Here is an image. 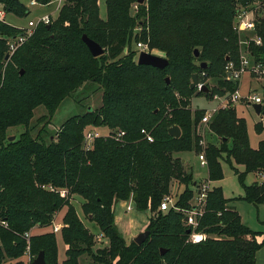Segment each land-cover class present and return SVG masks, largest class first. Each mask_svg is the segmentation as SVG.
Segmentation results:
<instances>
[{"label": "trees", "instance_id": "1", "mask_svg": "<svg viewBox=\"0 0 264 264\" xmlns=\"http://www.w3.org/2000/svg\"><path fill=\"white\" fill-rule=\"evenodd\" d=\"M134 1L104 0L101 18L97 0H61L54 19L38 23L6 61L7 40L21 32L0 18V221L5 223L0 225V264H23V234L28 231L30 261L41 250L46 264H254L256 233L241 222L219 187L207 192L195 229L215 238L186 242L182 215L157 208L171 179L183 185L175 206L188 208L191 173L184 171L174 153L192 146L201 149L195 125L204 112L202 108L191 114L188 99L194 91L211 99L237 88V82L225 79V65L231 62L236 67L239 61L232 20L237 8L264 0H145L132 16L129 7ZM0 8L17 17L28 13L18 0H0ZM135 25L141 27L139 33L132 32ZM254 26L261 43L250 44L249 52L264 62V20L257 17ZM82 34L99 44L103 53L91 56ZM131 39L146 43L167 65L137 64L135 48L128 46ZM201 62L206 65L200 67ZM192 73L206 92L189 87ZM207 78L215 83L208 86ZM87 81L101 87L96 109L65 119L46 139L40 133L28 134L35 106L42 105L51 116L63 98ZM206 124L220 138L217 145L209 142L202 148L206 179L221 178L219 159L225 154L227 163L243 166L244 171L237 173L240 182L245 172L263 174L260 181L243 185L240 199L264 205V138L251 148L244 120L230 105L218 109ZM16 125L25 130L8 140L7 128ZM85 125L122 130L124 135L118 141L97 137L84 150ZM171 125L179 128L178 137L167 133ZM140 129L151 135V141ZM256 131H264V115ZM73 200L83 214L91 215L88 220L107 239L106 246L92 248L94 235L84 226ZM122 200H130L137 211L153 213L140 244L125 243L114 226L113 205ZM62 207L59 235L66 248L59 263L55 235L37 230L50 227L53 214ZM82 254L90 260L80 261Z\"/></svg>", "mask_w": 264, "mask_h": 264}, {"label": "rangeland", "instance_id": "2", "mask_svg": "<svg viewBox=\"0 0 264 264\" xmlns=\"http://www.w3.org/2000/svg\"><path fill=\"white\" fill-rule=\"evenodd\" d=\"M18 1L22 3L23 6L26 7L28 13L21 17H17L14 14L8 12L6 13L4 18L3 17L1 18L9 25L17 28L18 31L25 32L26 34L28 33V30H29L28 29L29 27L27 26L28 21L34 22L36 21V19H38L40 16L44 14L47 15L49 19H54V17L56 16L57 10L61 4V1H60V3L56 5L57 0H50L46 4H41L37 2L35 5H30L29 0H18ZM144 1L145 0H143L142 3ZM257 3H258L257 1H254L252 2V4L249 5L253 7L252 9L253 19L254 21H256L258 17V19L264 20V6L262 7L257 6ZM97 4H98V14L101 18H104L105 17L104 0H97ZM138 4L140 3H137V5ZM56 6H58V8H56ZM136 11H137V8H132L130 5L129 14L133 16L136 13ZM140 30H141V27L139 25H135L134 28L132 29V32L139 33ZM235 33L237 34V45L239 47L238 53L240 54L241 52L240 47L241 48L244 47L247 50H249V46L252 43L248 42V39L250 36H253L255 31L254 33L251 31H244V32L237 33L235 31ZM136 42H137L136 40L134 41L131 39L130 45H128L131 50L135 48L134 46ZM138 42H142V41L138 40ZM19 45H17L16 48ZM128 46H125L123 48L124 50L123 52L126 53L127 51H129ZM6 47H7V42H6ZM13 51L8 52L6 48L5 54H7V58L4 59V56H3V59L5 61L8 60L9 56L13 53ZM136 57H137V53L135 50L134 61H136ZM195 63L198 64V62H195ZM10 68L11 70L12 68L14 69L13 66ZM251 77H253V79L250 78L248 74L246 73L241 75L238 81L239 82L238 93L240 95H243L247 91L248 88L250 90V93H254L256 91L258 92V94L260 95L262 94V88L260 87V84H263L264 81L262 80L263 81L262 83V81L254 79L255 77H258V76L251 75ZM197 81L199 82L198 79ZM214 81H215L214 78H207L206 83L208 86H212L215 83ZM253 84H255V87H256L255 91L250 89L251 85ZM100 95H101V87L99 86V84L91 82V81H87L81 84L80 86H78L69 96L63 98L59 102L57 108L55 109V111L53 112L51 116L47 115V112L42 105L35 106L31 110V116L27 124L28 134L34 137L36 134L40 133L44 139H46L47 136L49 135H54L56 130L59 128L60 124L65 119L72 117L74 115H77V114H81L84 111H86L87 108L92 109V110L96 109L100 104ZM209 100L210 99H206L204 96L194 91V93L188 99L187 106L189 108V111L191 112V114H193L195 112H199V110L202 108L204 109V107L206 106H210L214 104V102L209 101ZM235 106H236V111L239 113V115H241L242 119L244 120L249 146L251 148H255L258 143L257 141L263 136V133L261 131L260 132L256 131V129L257 130L260 129V122L257 121L254 124V121H253L254 118H252V112L250 111L251 110L250 106H248L247 108L248 111H247V109H245V107L243 106V103L240 102L239 100L235 102ZM199 125L200 124L198 121L195 125L196 135H198ZM86 129H97L103 133L108 131V128L105 126L95 127L93 125H85L83 130H86ZM24 130H25L24 126L16 125V126L7 128L6 133L8 134V136H12L14 138V136H17L19 133H21ZM207 133L208 134L205 138V142L203 141L202 138H199L197 145L199 148H201L200 150L196 149L195 146H192L190 150L174 153L175 156L180 157V161L184 165V171L186 172L189 171L191 173L193 182H195L194 180L201 182L202 180H206L207 178V169H206L207 163H206V159L204 156V152L202 151V148L205 147V145H207L209 142L213 143L214 145H217L220 141L219 136L214 133H211L208 128H207ZM53 138L54 136H50V140ZM200 141H202V143ZM199 153H202L204 157L205 163L203 165H200L199 161L196 158L197 154ZM183 158H186L185 162L182 160ZM226 160H227L226 155L222 154L219 159L221 178L217 180H213V181L211 180L209 184L210 189L211 187H219V189L221 190L222 197L227 199V201H229V205L232 206V203H233V206L235 207L236 212L238 213L241 222L244 225H246L248 229L256 233L255 240L259 244V247L257 248L254 254V264H264V205H261V204L254 205V204L246 202L243 199H240L243 196V185H249L251 182L257 180L255 179L256 175L260 173L255 174L253 172H245L243 174L242 181L240 182L237 178V173L244 171L243 166L235 164L233 162L227 163ZM182 188H183L182 184H179L174 179H171L169 183L168 194L171 195L174 199L176 193H178V191H181ZM190 188H191V191H193V187L191 186ZM125 201L127 200H122V202L120 203L122 209H120V207H117L114 213H115V217L118 220V223L122 226L123 221H124L126 228L130 227V231L128 232V234H123L120 228L115 224L114 218H113V223H114V226L116 227L117 232L122 237L124 242L128 243L130 240H132V238L137 233L146 229L148 218L149 216H153V213L149 212L148 210L137 211L134 208V206L133 207L131 206L129 210H126L127 205H125ZM75 202L74 200L72 201V203L74 204ZM75 207H76L77 214L82 220L84 226L89 230V232H91L94 235V241H93L92 248L97 249V248L106 246L107 239L98 232L97 226L92 221L88 220L91 217V215L88 214L86 216L85 214H83L78 204H75ZM63 211H64V207H62V209H60L58 212H55L53 214L54 221L60 224L59 227H61L62 225L59 219ZM50 228L51 227H44L43 229L37 230V232L38 233L43 232V231L52 232ZM59 230L60 228L56 232H52V233L55 235L56 247H57V261L60 263V260H62L64 257L63 251H64L65 245H63L62 241L60 240ZM207 236L215 238L214 234H210V235L206 234L205 237ZM125 237L126 239L127 237H131V239L126 242ZM79 259L82 262H87L90 260L89 256H87L86 254H82ZM20 260L22 261L26 260V255L24 252L21 254ZM3 264H9V262L7 261Z\"/></svg>", "mask_w": 264, "mask_h": 264}, {"label": "built area", "instance_id": "3", "mask_svg": "<svg viewBox=\"0 0 264 264\" xmlns=\"http://www.w3.org/2000/svg\"><path fill=\"white\" fill-rule=\"evenodd\" d=\"M61 0H57L58 5ZM37 3L36 0H29L30 5H35ZM257 6H264V1L259 4L257 3ZM132 8H137V3L134 1L131 4ZM58 8V6H56ZM253 7L251 6H244L239 7L236 9L233 20H232V27L237 32H244V31H251L254 33V19H253V13H252ZM4 16L3 10L0 8V18ZM49 18L47 15H42L36 21H28L27 26L29 27L28 33L22 32L18 34L15 38L7 40V50L8 52L13 51L17 45L22 43L27 36L30 35L31 30L38 24L48 23ZM248 42H251L253 45L258 46L261 43L260 37L257 36L255 33L253 36H250L248 39ZM239 48V47H238ZM241 52L239 54V61L238 65L234 67L231 62H228L225 65V79L228 81H231L233 83L237 82V88L233 90L232 92L225 94V95H217L213 94L211 99L216 100V105L213 107H209L207 109H204V112L199 120V122L203 125H205L210 117H212L218 109L225 108L227 106H233V104L239 100L243 102L246 105L251 106L252 103H260L262 106V98L261 96L255 94L246 92L243 95H240L238 93V81L242 74L246 73L253 76H258L259 78H264V62L260 60H254L249 50L246 48H241ZM135 50L138 54L139 51H146L150 52L149 48L147 47L146 43L144 42H136L135 43ZM151 53V52H150ZM203 84L201 82H198V85ZM140 133L142 134V137L146 141H151V135L145 130L140 129ZM124 135V131L122 130H111L108 129L106 132H100L97 129H86L84 130L82 134V143L81 147L84 150H89L91 148L92 141L97 137H107L111 138L115 141H118L122 136ZM199 141V140H198ZM202 143V141H200ZM197 159L200 163V165H203L205 163L204 157L202 153L197 154ZM263 178V174L260 173L257 175L256 179L260 181ZM210 180H202L201 182H197L193 186L192 196L190 200L188 201L189 206L188 208H180L175 206L174 199L171 195L167 194L164 195L159 204H158V210L163 212L167 211L169 209H172L174 211L179 212L182 216V223L185 227V229H188V232L186 233V242L190 243H196L205 238V235L203 232L196 231V227L198 224V218L204 211V205L206 200L207 192L210 190ZM61 195H64V190L59 191ZM131 208L130 205L126 206V210H129ZM185 219V220H184ZM0 225L5 226V223L3 221H0ZM60 224L55 222L54 220L51 221L50 229L52 232H56L60 227ZM23 237L25 239V249L24 253L26 255V260L22 261L23 264H30L31 255L29 254V243H28V237H29V231L25 232L23 234Z\"/></svg>", "mask_w": 264, "mask_h": 264}, {"label": "water", "instance_id": "4", "mask_svg": "<svg viewBox=\"0 0 264 264\" xmlns=\"http://www.w3.org/2000/svg\"><path fill=\"white\" fill-rule=\"evenodd\" d=\"M137 3H142L143 0H135ZM81 41L85 44L87 47V50L89 51L91 56H98L103 53V49L99 44H97L95 41L91 40L88 38L85 34L81 35ZM193 55H197V49L193 50ZM7 58V54L4 55V59ZM136 63L140 65H150L152 67L156 68H163L167 65V60L160 55H156L150 52L146 51H139L136 57ZM205 63L201 62L199 64L200 67H204ZM165 82H168V77H165ZM190 88L196 87L199 91L201 92H206L207 87L204 84L198 85L197 81V75L196 73H192L190 77V83H189ZM251 108L255 114H262L264 115V108H262L260 103H252ZM167 133L173 137H178L179 135V128L176 125H171L170 127L167 128ZM13 137L8 136L7 139L11 140ZM185 220V219H184ZM185 232H188V229H185ZM148 235L147 230H143L139 233H137L133 238L132 241L136 244H140ZM164 252L163 249H159V253L162 254ZM30 264H46L44 257H43V252L40 250L36 253V255L33 257L31 260Z\"/></svg>", "mask_w": 264, "mask_h": 264}, {"label": "crops", "instance_id": "5", "mask_svg": "<svg viewBox=\"0 0 264 264\" xmlns=\"http://www.w3.org/2000/svg\"><path fill=\"white\" fill-rule=\"evenodd\" d=\"M5 15H6V13L4 14V16H3V18L5 17ZM248 76L250 77V78H252L253 79V77H251V75H249L248 74ZM255 80H259V81H264V78H258V77H255L254 78ZM263 81H262V83H263ZM238 87H239V82H238ZM260 87L262 88V94L260 95V94H258V92H256L255 91V89H256V87H255V84H253V85H251V88L250 89H252V90H254L255 92V94L257 93V95H259V96H261V98L264 100V83L263 84H260ZM248 91H250L249 90V88L247 89V91L246 92H248ZM245 92V93H246ZM209 101H212V102H214V104H212V105H210V106H206V107H204V109H207V108H209V107H213L214 105H216L217 103H216V100H212V99H210ZM241 102V101H240ZM243 103V102H242ZM243 106L245 107V109H247L248 108V106L249 105H246V104H244L243 103ZM233 108L235 109V113H236V115H237V117H241V115H239V113L236 111V106H235V103L233 104ZM263 108V107H262ZM250 111L252 112V118H254V124L258 121V122H260L261 123V121H262V117H263V115L262 114H255L254 112H253V110H252V108H251V106H250ZM247 111H248V109H247ZM242 118V117H241ZM199 130H198V136H199V138H202L203 139V141L205 142V138H206V136H207V124H205V125H203V124H201L200 122H199ZM262 133H263V136L259 139V140H261V139H263L264 138V131H261ZM248 138V137H247ZM258 140V141H259ZM257 141V142H258ZM249 144V143H248ZM196 158H197V156H196ZM184 162L186 161V158H183L182 159ZM198 160V159H197ZM256 177H257V175H256ZM256 179V178H255ZM195 182H193V184H192V187L194 186V184H196L198 181L197 180H194ZM211 182V181H210ZM122 201H118V202H116L114 205H113V218H114V222H115V224L120 228V230L122 231V233L123 234H128V232L130 231V227H127L126 228V226H125V224H124V221H123V225L121 226L119 223H118V220H117V218L115 217V209L117 208V207H120V209H122V207H121V205H120V203H121ZM231 203V202H230ZM131 204V205H130ZM125 205H130V206H132L133 207V204H132V202L130 201V200H127V201H125ZM232 206H233V203H232ZM234 207V206H233ZM234 209H235V207H234ZM236 210V209H235ZM134 228V227H133ZM128 239V240H127ZM127 239H126V237H125V241L127 242V241H129L130 239H131V237H127ZM64 245V244H63ZM64 249H65V246H64Z\"/></svg>", "mask_w": 264, "mask_h": 264}]
</instances>
